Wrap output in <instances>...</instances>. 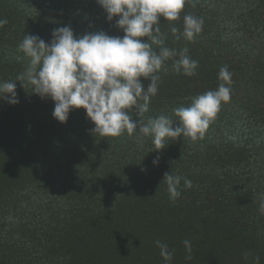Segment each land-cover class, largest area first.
Listing matches in <instances>:
<instances>
[{"label": "trees", "instance_id": "1", "mask_svg": "<svg viewBox=\"0 0 264 264\" xmlns=\"http://www.w3.org/2000/svg\"><path fill=\"white\" fill-rule=\"evenodd\" d=\"M188 14L203 19L191 41L182 35ZM0 19V81L25 71V34L49 43L70 25L76 36L124 35L97 0H0ZM158 27L177 55L157 73L149 110H130L132 119L163 114L179 123L173 109L221 83L230 100L202 137L167 138L156 150L138 131L92 132L82 107L61 123L50 97L16 81L19 103L0 99V264H264V0H186L177 20L161 17ZM185 48L198 61L191 76L173 67ZM222 67L230 83L219 79ZM165 173L192 186L181 179L172 200Z\"/></svg>", "mask_w": 264, "mask_h": 264}, {"label": "clouds", "instance_id": "2", "mask_svg": "<svg viewBox=\"0 0 264 264\" xmlns=\"http://www.w3.org/2000/svg\"><path fill=\"white\" fill-rule=\"evenodd\" d=\"M185 2L97 0L107 20L116 18L115 24L124 35L111 36L100 30L76 36L70 25L54 29L49 43L38 35L25 34L18 50L28 57V64L16 81L26 80L33 93L41 98L50 97L54 101L52 116L61 123L67 122L72 109L84 108L86 116L94 124L91 131L102 137H118L125 131L131 136L138 131L152 138L156 150L164 148L167 138L185 136L196 140L209 127L221 102H228L231 98V90L224 83L217 90L194 97L190 106L173 109L179 123H174L171 117L163 114L149 117L146 121L133 120L130 114V110L135 109L142 117L149 110L150 98L158 92L160 78L157 73L167 59L177 55L174 49L163 46L158 25L161 17L168 21L177 20ZM6 23V19H0V27ZM202 25V18L185 15L182 35L191 41L201 32ZM171 31L176 34L178 29L172 27ZM142 37H147V40L139 39ZM152 45L161 46L159 53L153 50ZM187 51L185 48L180 52V59L173 67L177 72L182 69L185 75L191 76L195 74L198 61L186 55ZM218 76L227 83L231 82L227 67H222ZM141 77L150 80L147 87L141 82ZM16 81H0V99L13 105L19 103ZM158 162L159 157H156L153 164ZM181 179L185 187L192 186L187 178L164 174L163 180L172 200L181 194ZM260 211L264 213V200ZM183 243L190 252V241ZM156 244L165 261L171 260L168 245L160 241Z\"/></svg>", "mask_w": 264, "mask_h": 264}]
</instances>
